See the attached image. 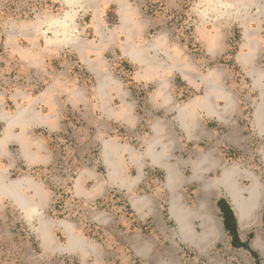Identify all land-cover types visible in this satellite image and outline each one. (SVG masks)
<instances>
[{
	"label": "rangeland",
	"instance_id": "obj_1",
	"mask_svg": "<svg viewBox=\"0 0 264 264\" xmlns=\"http://www.w3.org/2000/svg\"><path fill=\"white\" fill-rule=\"evenodd\" d=\"M236 1L130 0L129 6L135 10L136 17L143 26L139 37L141 43H153L155 37H163V43L170 45L171 48L182 46L187 57L196 63L198 74H205L209 69L219 73L223 70L227 73L225 84L232 88L231 91L241 106L240 115L234 116L232 121L237 120L244 124L247 121L241 117L243 103L250 105L254 97L249 95L251 93L249 83L243 77L242 70L233 62V56L240 39L239 24L247 20L249 16L247 12L251 13V10H240L239 13L232 5ZM244 2L248 5L246 8L254 5L253 0ZM255 5L264 6V0H259ZM67 9L62 0H0L2 105L8 113H13L17 105L10 99L12 93L19 91L37 98L51 87L63 106L59 112L58 125L53 131L45 127H34L30 134L41 141L44 147L41 154L50 156L47 164L33 166L24 164L19 159V147L16 142H9L6 146L8 155L15 159L13 167L9 168L8 160L0 157V166L8 167L5 171L8 180L28 177L39 183L47 196L45 203L29 218L8 198L0 199V264H180V258L181 262H189L187 260L189 256L177 253L181 245L177 238V229L168 219V202L172 195L165 187L163 171L145 160L147 162L145 177L142 183L130 192L111 186L93 191L96 185L105 183L108 179V172L101 156L102 139L115 138L119 144L131 145L141 151L144 148V140L153 135L151 123L156 119L172 120L173 113L163 111L151 101L157 83L135 81L132 73L138 71V66L129 63L118 51H113L108 47L109 44L102 47H108L102 53L94 54L96 51L86 50L84 56L88 60L99 57L106 63L107 72L119 82L125 100L133 104L137 123L133 128H129L125 123L109 120L101 113L95 91V75L70 44L54 38V34L58 33L53 24L56 19L63 17ZM95 16L94 7L90 5L80 8V13L76 11L74 23L77 30L73 34L85 45L100 42L101 37L95 27L97 17L107 29L113 30L118 27L119 15L116 5L103 6L101 13L96 18ZM36 21L40 24L37 33L34 32ZM200 26L209 35H217L216 40L226 41L229 51L216 58L208 55L205 49L206 42L197 29ZM8 35L13 37L10 38ZM17 44L33 54L47 51L49 58L42 62L41 68L29 67L18 59V53L14 48ZM32 46H36L35 50L31 49ZM150 54L154 55L153 52ZM156 56L163 61L161 52L157 51ZM166 79L167 89L173 98L172 106L194 99L203 91L202 86L198 90H193L174 74ZM73 85L86 98L77 105L71 104L66 95V90L71 89ZM112 95L110 105L118 108L121 99ZM18 104L24 105L25 102L19 99ZM37 110L43 115L48 113L47 108L40 103ZM94 119H98L101 125L93 123ZM164 122L167 127L164 124L163 132L168 133V137H182L176 127L169 129V122L165 120ZM208 127L214 131L215 137L205 143H199L198 150H213L215 151V154H212L213 158H222L216 150L221 152L225 149L220 140L225 128L212 121ZM3 131L4 123L0 120V135ZM189 147L187 146L185 152L181 153L185 155L183 161H189ZM238 152L230 150L229 154H224L226 165L236 164L242 169H248L252 165L247 159L249 154ZM176 157H179V154ZM175 159L172 156L168 162L174 163ZM123 161L129 176L127 154L123 155ZM257 172H260L258 176L263 177L260 183L264 198V169ZM79 175L82 176V187L93 195L84 196L75 192L74 185ZM191 176L190 167L187 165L182 169V177L189 180ZM218 176L219 174L209 173L204 177L209 181ZM245 185L248 186V182H245ZM198 186L200 183L194 182L175 193L193 208L204 195ZM217 193L218 196H213L212 192L211 199L226 202L227 207L223 208V211L227 210L226 223L232 221L233 225L231 223L229 225L236 231L239 242L248 245V240L243 236L244 234L247 236V233L253 235L255 226H258V232L264 236L263 218L259 217L255 226L251 225L243 230L236 223L237 211L234 205H231L230 198L224 191ZM27 195L34 197V193L30 191H27ZM135 197L145 198L151 202L142 208V214L131 204V198ZM216 215L221 216V213ZM42 220L49 221L46 233L38 230L39 222ZM61 223L71 225L74 233L91 243L86 254L59 250L67 244V235ZM227 229L229 230L227 238L219 247L227 246L231 237H234L233 230L228 227ZM46 235L50 241H44ZM147 244L149 251L146 257L138 255L136 245L142 248ZM233 246L236 247L238 244L235 243ZM253 263L264 264V261L255 257Z\"/></svg>",
	"mask_w": 264,
	"mask_h": 264
},
{
	"label": "crops",
	"instance_id": "obj_2",
	"mask_svg": "<svg viewBox=\"0 0 264 264\" xmlns=\"http://www.w3.org/2000/svg\"><path fill=\"white\" fill-rule=\"evenodd\" d=\"M129 1L62 0L68 8L65 12H69L73 23L70 24L71 26L53 24L58 33L54 34L53 32L54 38L70 44L77 51L86 67L95 75L98 108L109 120L125 123L129 128H133L137 123L133 104L125 100L119 82L107 72L106 63L99 57L93 60L86 59L84 56L86 50L96 51L94 54H99L110 47L113 51H118L129 63L138 66V71L132 73V78L135 81L156 82L157 88L152 94L151 101L163 111L173 113L172 120H164L169 122V129L176 127L182 137H168V133L163 132L164 120L156 119L151 123L153 135L144 140V148L141 151L134 149L131 145L119 144L115 138L102 139L101 156L108 172V179L105 183L101 182L96 185L93 191L111 186L130 192L142 183L147 167L145 160H148L150 165L165 173V187L172 195L168 202V219L174 223L177 229V238L181 245L177 253L181 252V255L189 256L187 259L189 262H181L182 258H180V264H256L253 263L255 257L264 261V236L260 231L258 232V226H255L259 217L264 219L263 187L260 183L263 177L258 176L260 172H257L264 169V6L255 5L259 0H253L254 5L247 8L248 5L244 0H237L232 4L239 13L240 10H251V13L247 12L249 15L247 20L239 24L240 39L233 56V62L242 70L243 77L249 83L251 91L249 95L254 97L250 105L246 102L243 103L241 117L247 122L242 124L237 120L232 121L234 116L240 115L241 106L231 91L232 88L225 84L227 73L223 70L219 73L209 69L205 74H198L196 63L194 64L187 57L182 46L177 45V47L171 48L170 45L163 43V37H155L153 43H141L139 37L142 34L143 26L138 21L135 10L129 6ZM85 5L94 7L95 18L101 13L103 6L116 5L117 7L119 24L116 29L105 28L100 22L101 20L96 18V32L101 39L95 44L85 45L73 34L77 30L74 23L76 11L80 13V8ZM39 25V22L35 23V33L38 32ZM197 29L206 42V52L212 58L222 56L229 51L226 41L216 40L217 35H209L206 31L204 32L201 26ZM14 35L16 34L14 33ZM8 36L13 37V35ZM8 41L10 42V39ZM106 46L108 47L102 48ZM35 47L32 46L31 49L35 50ZM14 48L18 53V59L29 67L41 68L42 62H46L49 58L47 51L33 54L30 50L22 49L18 44ZM157 51L162 53L163 61L156 56ZM150 52H153L154 55H151ZM171 74L184 81L193 90H198L202 86V93L194 99L172 106L173 98L167 89L168 81L166 79ZM99 80H102L103 84L100 85ZM112 94L121 99V105L118 108H113L110 105L109 100L113 97ZM66 95L73 105L86 100L75 85L66 90ZM58 98L57 93L52 91L51 87L37 98L16 91L11 94L10 99L17 105V109L13 113H8L2 105L0 97V120L4 123V131L0 135V157L8 160L9 168L13 167L12 164L15 163V159L13 160L6 150L9 142L17 143L19 159L28 166L45 165L50 161L49 155L41 154L44 149L41 141L30 134L34 127H45L50 131L56 128L59 112L63 108ZM19 99H22L25 104H18ZM39 103L47 108V114L43 115L37 110ZM211 121L225 128L220 139L225 149L221 152L216 150L222 158H213L212 154H215L213 150H198L199 143H205L215 137L214 131L208 127ZM92 122L101 125L98 119H94ZM187 146H190L188 162L183 161L185 155L181 154L185 152ZM230 150L239 151V154H249L247 159L252 165L248 169H242L236 164L226 165L224 154H229ZM124 154H127L129 158V176L125 170ZM177 154L179 157H176ZM172 156L176 158L175 162L169 163L168 160ZM187 165L190 167L192 175L189 180L182 177V169ZM7 169L8 167L0 166V180L4 185H10L14 181L6 178L5 171ZM209 173H216L219 176L207 181L204 176ZM81 177L79 175L75 181V192L78 195H93L82 187ZM27 180L22 178L20 188V195L23 194L28 199L30 213L27 216L19 206L18 196L13 194V191L10 192L4 187L5 190H1L0 199L8 198L29 218L45 203L47 196L39 183ZM194 182L200 183L198 188L204 195L191 208L186 200L181 199L175 192L185 189ZM245 182H248V186L245 185ZM27 191L34 193L35 200L27 195ZM218 191H224L230 198L231 205H234L237 211L236 223L243 230L251 225L255 226L253 235L247 233L248 237L245 234L243 236L248 240V245L239 242L232 221L230 220L232 225L226 223L227 210L223 211L226 202L221 199L216 201L211 199V193L214 192L213 196H218ZM150 203L145 198H131L133 208L141 214L142 208ZM218 213H221V216L216 215ZM39 223V231L42 232L44 227L49 229V221L42 220ZM61 225L65 229L67 242L69 232L78 235L73 232L71 225L67 223H61ZM227 227L233 230L234 237H231L227 246L219 247L227 238L229 233ZM235 243L238 246H233ZM59 250L64 251L61 248ZM135 250L138 255L146 257L149 245L142 248L136 245ZM240 250L242 252H238ZM72 251L79 250L74 249L68 252Z\"/></svg>",
	"mask_w": 264,
	"mask_h": 264
},
{
	"label": "bare ground",
	"instance_id": "obj_3",
	"mask_svg": "<svg viewBox=\"0 0 264 264\" xmlns=\"http://www.w3.org/2000/svg\"><path fill=\"white\" fill-rule=\"evenodd\" d=\"M68 13L65 12L61 19H56L54 24L60 25V26H63V25L65 26V25L72 24L73 23V19H72L71 16H69ZM99 84L100 85L103 84V81L99 80ZM23 179L30 180L28 177L27 178L25 177ZM21 182H22V179H17V180H14L10 185H4L3 182L0 180V193L2 192L1 190H5V189L10 191V192L13 191L12 193L16 194L18 196L17 202L19 203V206L22 208V210L24 211V213L27 216V214L30 213V211L28 209V199L25 198L23 194H22V196L20 195V193H21V191H20ZM4 187H5V189H4ZM46 231H48V230H47L46 227H44L42 233H46ZM68 237H69L68 238V242H67L65 247L61 248L62 250L71 251V250L75 249V250H79L81 253H84V254L87 251H89L88 246L91 247V243L86 241V240H84L80 235H75V234H72L71 232H69V236ZM47 240L50 241V238L48 236L44 237V241H47ZM48 244H49V242H48Z\"/></svg>",
	"mask_w": 264,
	"mask_h": 264
}]
</instances>
